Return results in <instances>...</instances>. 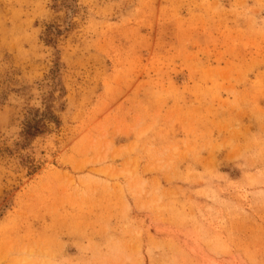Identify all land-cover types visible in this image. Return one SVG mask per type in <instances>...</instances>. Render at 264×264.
Segmentation results:
<instances>
[{
	"label": "rangeland",
	"instance_id": "rangeland-1",
	"mask_svg": "<svg viewBox=\"0 0 264 264\" xmlns=\"http://www.w3.org/2000/svg\"><path fill=\"white\" fill-rule=\"evenodd\" d=\"M21 263L264 264V0H0Z\"/></svg>",
	"mask_w": 264,
	"mask_h": 264
},
{
	"label": "trees",
	"instance_id": "trees-1",
	"mask_svg": "<svg viewBox=\"0 0 264 264\" xmlns=\"http://www.w3.org/2000/svg\"><path fill=\"white\" fill-rule=\"evenodd\" d=\"M33 125H34V124H33ZM35 130H37V129H35ZM27 132H28V133H27ZM26 134L32 135V134L29 133V131H26Z\"/></svg>",
	"mask_w": 264,
	"mask_h": 264
},
{
	"label": "bare ground",
	"instance_id": "bare-ground-1",
	"mask_svg": "<svg viewBox=\"0 0 264 264\" xmlns=\"http://www.w3.org/2000/svg\"><path fill=\"white\" fill-rule=\"evenodd\" d=\"M22 262H24V260H21ZM22 264V263H21Z\"/></svg>",
	"mask_w": 264,
	"mask_h": 264
}]
</instances>
